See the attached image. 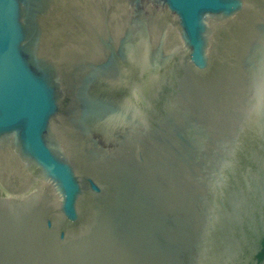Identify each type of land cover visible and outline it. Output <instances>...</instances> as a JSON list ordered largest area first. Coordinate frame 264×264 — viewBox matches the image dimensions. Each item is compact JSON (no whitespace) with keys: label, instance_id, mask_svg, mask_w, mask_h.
<instances>
[{"label":"water","instance_id":"1","mask_svg":"<svg viewBox=\"0 0 264 264\" xmlns=\"http://www.w3.org/2000/svg\"><path fill=\"white\" fill-rule=\"evenodd\" d=\"M264 0H0V264H264Z\"/></svg>","mask_w":264,"mask_h":264},{"label":"clouds","instance_id":"2","mask_svg":"<svg viewBox=\"0 0 264 264\" xmlns=\"http://www.w3.org/2000/svg\"><path fill=\"white\" fill-rule=\"evenodd\" d=\"M248 116L255 120L264 119V82L256 85V90L248 109Z\"/></svg>","mask_w":264,"mask_h":264}]
</instances>
